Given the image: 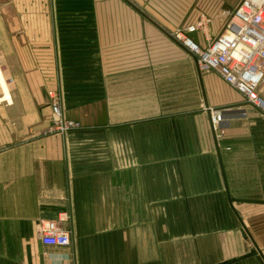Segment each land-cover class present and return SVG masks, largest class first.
<instances>
[{
  "label": "crops",
  "instance_id": "0c3cea01",
  "mask_svg": "<svg viewBox=\"0 0 264 264\" xmlns=\"http://www.w3.org/2000/svg\"><path fill=\"white\" fill-rule=\"evenodd\" d=\"M119 1L0 0V264H264V204L229 201L264 202V118ZM207 108L246 116L213 132ZM63 214L70 245L42 244Z\"/></svg>",
  "mask_w": 264,
  "mask_h": 264
},
{
  "label": "built area",
  "instance_id": "2783aa9c",
  "mask_svg": "<svg viewBox=\"0 0 264 264\" xmlns=\"http://www.w3.org/2000/svg\"><path fill=\"white\" fill-rule=\"evenodd\" d=\"M210 26L211 21L202 17L170 37L194 58L199 73L217 74L264 118V0H241L214 37L210 36ZM191 34L196 35V40ZM47 96L51 124L43 135L64 137L79 129L78 122L64 117L61 95L50 92ZM228 109L207 108L214 131L226 124L217 115ZM65 220L66 214L56 220L39 221L36 230L41 243L58 248L69 246L70 234L62 226Z\"/></svg>",
  "mask_w": 264,
  "mask_h": 264
},
{
  "label": "rangeland",
  "instance_id": "374dc122",
  "mask_svg": "<svg viewBox=\"0 0 264 264\" xmlns=\"http://www.w3.org/2000/svg\"><path fill=\"white\" fill-rule=\"evenodd\" d=\"M241 0H133L132 2L135 6L140 9L142 12L148 16H153L154 18L159 19L155 23L160 25L163 29L173 32V34L183 29L187 25L198 22L202 17H205L207 20H211L213 27L217 28L219 31L222 28V23L228 18L230 13L234 10L237 4ZM114 8L110 9V12L122 14L123 12H129L127 7L119 0H116ZM134 13V11H132ZM135 14V13H134ZM139 22L142 24V20H137L135 15H133L132 20V29L139 28ZM116 24L123 26V22L116 21ZM218 32V31H217ZM216 32V33H217ZM137 40V37L131 38V44H134ZM165 40V39H164ZM136 48L130 47L127 51L130 54L137 53ZM147 52H154L155 50H150L146 47ZM163 51V50H162ZM122 54V53H119ZM134 59V58H131ZM90 69L79 70V73L84 72V76L91 77ZM101 72L104 70H100ZM107 71V70H106ZM90 82V81H89ZM78 86V85H76ZM76 86L72 85L70 90L74 92ZM56 95H61L58 89L54 92ZM66 94H64L65 96ZM48 98V97H47ZM62 101L63 97L61 95ZM73 98V97H70ZM246 113L241 109H228L220 112L217 115V118L223 121H229L234 118H244ZM218 127V126H216ZM218 133H222L221 130H217Z\"/></svg>",
  "mask_w": 264,
  "mask_h": 264
},
{
  "label": "water",
  "instance_id": "95a60500",
  "mask_svg": "<svg viewBox=\"0 0 264 264\" xmlns=\"http://www.w3.org/2000/svg\"><path fill=\"white\" fill-rule=\"evenodd\" d=\"M190 36H191L194 40H196V35H195V34H191ZM211 128H212V131L214 132V129H213L212 125H211ZM229 201H230V202H243V203H249V204H264L263 201L235 200V199H230V198H229ZM40 245H41V244L39 243V246H40ZM254 246H255V245H254ZM255 252H256V250H252V251L250 252V254L253 255V254H255ZM39 254H40V264H43V254H42L41 247H39ZM223 264H225V263H223Z\"/></svg>",
  "mask_w": 264,
  "mask_h": 264
}]
</instances>
